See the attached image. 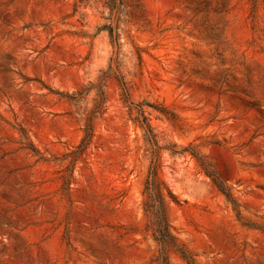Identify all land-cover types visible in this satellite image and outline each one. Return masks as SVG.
Segmentation results:
<instances>
[{
    "label": "rangeland",
    "instance_id": "obj_1",
    "mask_svg": "<svg viewBox=\"0 0 264 264\" xmlns=\"http://www.w3.org/2000/svg\"><path fill=\"white\" fill-rule=\"evenodd\" d=\"M0 264H264V0H0Z\"/></svg>",
    "mask_w": 264,
    "mask_h": 264
},
{
    "label": "trees",
    "instance_id": "obj_2",
    "mask_svg": "<svg viewBox=\"0 0 264 264\" xmlns=\"http://www.w3.org/2000/svg\"><path fill=\"white\" fill-rule=\"evenodd\" d=\"M85 135H86V133H85Z\"/></svg>",
    "mask_w": 264,
    "mask_h": 264
}]
</instances>
